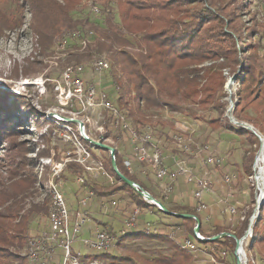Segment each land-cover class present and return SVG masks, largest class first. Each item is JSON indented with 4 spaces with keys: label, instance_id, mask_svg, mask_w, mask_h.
Listing matches in <instances>:
<instances>
[{
    "label": "rangeland",
    "instance_id": "obj_1",
    "mask_svg": "<svg viewBox=\"0 0 264 264\" xmlns=\"http://www.w3.org/2000/svg\"><path fill=\"white\" fill-rule=\"evenodd\" d=\"M123 1L128 3L132 0H80L76 9L71 12L74 19L82 23V25L77 27V29L80 28V31L75 32L81 34L85 32L83 29H93L95 31V27H92L91 24H95L99 29L103 30L106 27L105 20L108 16H113L114 22L119 26V12L123 8L121 5ZM161 1L163 2L164 0ZM178 2H181L180 5L183 8L180 14L181 17L188 16L197 7L205 8L208 6L207 0H178ZM174 4H177L176 0ZM92 6L98 7L99 11L95 12ZM249 7L252 11L259 10L258 18H263L264 21V0H251ZM243 20L246 21L247 26H250L249 15L244 16ZM9 22L12 24L6 26ZM95 34L98 38V34L100 33L96 30ZM125 36L132 42L133 47L128 48L130 50H138L135 36L130 34ZM38 38L39 36L33 31V13L30 11V6L27 5L26 1L0 0V90L4 94L8 92V99H5L0 107V115L5 112L4 110L16 109V107L8 105L13 100L12 94L21 95L25 106L16 110V114H13V121L17 122V126L13 129L14 131L12 130L10 135H6L0 140V176H6V168L10 164V158L14 154H29L27 155L28 162L35 161L45 188L53 176L51 164L47 163V158H51L55 162H64L65 160L76 161L77 158L83 160L82 154H91L88 160H83L85 165L80 162L84 171L79 176L85 181L97 183L103 187L117 185L119 181L115 177L110 176L104 168L105 163L110 158L109 151L103 150V148L101 149L93 144H83L77 139V136H81L79 121H82L87 137L112 144L118 150L124 149L126 145L124 139L126 137L129 138L130 132L122 130L118 126L116 128L110 126L111 129H107L106 133V128L103 126L105 115L110 112L112 107H115L106 100V95L114 89L112 84L113 74L121 76L119 67L110 57L109 51H98V49L91 48L88 51L91 55H84L83 53L87 51L88 47H83V37L80 35L79 37L76 35L75 37H69L65 42L54 43L47 48L46 46L42 48L37 41ZM93 40L92 38L91 41ZM94 43L92 42L91 47ZM257 52L261 56L264 53L261 48ZM240 54L242 56V53H239V57ZM72 55L80 56V58L78 57L79 60L77 57L71 59ZM100 57L109 59L112 64V70L111 72L107 70L101 75H95L91 72L90 66L94 60ZM68 58L71 61H68ZM261 62L264 64L263 57L261 58ZM211 63V61H205L200 66H210ZM78 64L84 65L85 71L81 77L84 80L86 89L91 86L90 84H93V94L90 90L87 96L84 91L82 95L72 94L74 93L76 77H66L65 69L68 66ZM68 86L71 89L70 98L67 97ZM219 98L220 103L224 107V113L220 122L223 126L212 128L207 121L199 117L206 114L205 118L207 119L214 114L218 115V113L212 111L210 113L209 109L191 102H179L176 98H165L162 108L148 109L142 104L141 120L136 122L135 120L128 119V121H131L130 123L140 132H146L148 129L147 131L154 138L160 139L163 148L165 150L168 149L170 152H173L176 148L179 149L178 145L174 142V136L179 131L192 138L189 151H184V154L188 156L186 157L187 164L193 168L196 175L207 172V175L212 178L214 183L210 193H215L218 197L222 214L220 220L230 232H233L239 229L240 223L246 214H249L251 206L255 209L257 204L256 199L259 191L256 187L255 174L249 175L246 172L248 169H245V167L249 166L250 163L247 159H244L246 154L255 150V145L252 142L251 136L249 138L248 135L236 133L234 130L225 127V125L227 126L231 122L229 117L226 116V106L228 104L226 82L220 91ZM69 105H72V108ZM209 108L211 109L212 106H209ZM28 112L29 115L27 116ZM249 112L254 115L252 111ZM123 114L126 115V112H123ZM40 115L55 120L54 124H45L41 128H38L34 120L38 118L42 122L43 116L41 117ZM234 116L240 119L235 112ZM240 120L252 124L243 118ZM162 122H164V125H161ZM232 124L237 127L239 126V124ZM47 129L52 131L47 132L46 137L41 136V132L47 131ZM167 133L169 135L168 140H165L162 135ZM104 134L108 136L103 138ZM207 138L210 139L211 144ZM43 148H48L47 150L50 152V155H39V152ZM46 149L45 151H47ZM28 150H33V152H28ZM259 151L260 147L256 151V155ZM68 154L71 155L67 156ZM207 155L221 158L222 163L220 165L217 163L208 165L205 161ZM47 164L49 166L44 167ZM256 164L260 166L259 159H257V162L254 161V172L257 167ZM65 169L66 162L63 171ZM76 170L78 171V169ZM65 174L69 178V181L61 180L62 188L69 202L70 199L73 201V203L70 202V208L75 210L80 206V200L88 197L89 189L83 183L78 182L79 179L74 169L71 171L66 170ZM226 174H232L235 177L226 181ZM46 175L48 176L46 177ZM152 176L153 178L149 181L153 183V187L149 188V192L156 194L158 199L167 208L168 206H172L173 203L169 198L173 192V190L170 191L173 185L168 186L167 182L163 183L155 175ZM135 177L137 178V176ZM253 185L255 186V201H253L251 195ZM76 190H79L78 193L80 195L75 198L73 193ZM46 191L49 193L48 190ZM46 191L42 190L37 200H43L47 196ZM90 202V207L88 208L92 216L91 225L96 226L98 224L96 220H101L102 223L98 224L100 225V229L110 232H119L121 230L130 212V206L135 205L126 190L115 191L106 197L95 196ZM96 202L102 205L95 207ZM253 214H250V219L254 227L256 221L260 218V211L256 219L253 217ZM46 219L45 215H35L28 226V236L38 235L45 230ZM94 221L95 224H93ZM202 222L205 231L211 233L214 230L216 223L213 220H208L203 216ZM261 225L262 234H264V222ZM145 229L147 231L146 234L154 232L161 235L170 234L175 230L173 236L179 241H183L186 237L192 235L186 234L181 218L165 213L156 204L141 212L138 227L134 231L138 232L141 230L145 232ZM88 235L83 234L82 237H87ZM253 242L254 234L244 241L243 251L246 252L247 257L245 259L242 255L243 264L245 260L246 262L252 260L254 264H263L258 250L262 244L264 245V239L262 244L258 242L256 247L250 250ZM205 246H209V249L206 250ZM75 247H80L79 242L75 244ZM198 247L197 251L190 253L189 264H210L208 257L210 247L215 248V250L219 248L218 245H212L210 242L205 243L200 241ZM108 252L117 257L115 259L97 257L104 264H133V262L144 263L146 260H153L161 254L171 255L175 252V249L162 239L137 236L136 238H128L126 241H121L116 248ZM20 254L22 255V250ZM229 260L231 264H236L235 253L230 254ZM6 261H3V263ZM11 264H27V259L22 255L12 261Z\"/></svg>",
    "mask_w": 264,
    "mask_h": 264
},
{
    "label": "trees",
    "instance_id": "obj_2",
    "mask_svg": "<svg viewBox=\"0 0 264 264\" xmlns=\"http://www.w3.org/2000/svg\"><path fill=\"white\" fill-rule=\"evenodd\" d=\"M25 1L33 13V31L39 36L37 41L42 48L45 46L47 48L54 43H62L69 37H75V31H80V28L77 29V27L82 23L74 19L71 14L80 0ZM176 1L177 4H174L175 0H164L163 2L161 0H132L128 3L123 1L121 2L123 8L119 12V26L114 22L113 16H108L105 20L106 27L103 30L99 29L97 25L91 24L92 27H95V31L100 33L98 38L93 29H83V31H92L94 39L87 43L85 46V48L88 47L87 51L83 54L90 56L91 53L88 51L91 48L98 49V51H109L110 57L119 67L121 76L113 74L114 92L113 90L111 93L109 92L106 95V100L112 103L115 106L113 108H116L121 114L126 112V115H123L127 120L139 122L142 104L148 109L162 108L165 98H176L179 102H191L209 109L210 113H218V115L214 114L207 119L205 118L206 114L199 117L207 121L212 128L223 126L220 122L224 107L219 98L220 91L227 79L223 69L228 67L231 73L235 74L240 67L239 53H242L244 75L243 78H238L240 82L239 101L235 113L240 119L243 118L251 122L264 134V85H261L264 78V64H262L261 58H264V53L261 56L257 52L260 48L264 52V21L263 18H258L259 10H250L251 0H207V7L195 8L186 16L185 20L186 17L180 16L183 9L180 5L181 2ZM246 15H249L250 26H247L246 21L243 20ZM10 24L12 23L9 22L6 26ZM127 34L135 36L138 50L128 48L133 46L131 40L125 36ZM92 42L95 43L91 47ZM73 57L80 58V56L72 55L71 59ZM68 59L71 61L70 58ZM205 61L212 63L210 66H200ZM7 93L4 94L0 90V107L3 101L8 99ZM12 95L13 100L8 105H12L16 109L4 110L5 112L0 115V140L6 135H10L17 126V122L13 121L15 111L25 107L21 95ZM209 106L212 108L210 109ZM69 107L72 108V105ZM249 111H252L254 115ZM40 116H43L42 122L38 118L34 120L38 128L45 124H54L55 120L46 118L44 115ZM114 122L115 116L111 109L105 115L103 123L106 133L107 129H111L110 126L116 128ZM131 125L135 127L132 123ZM161 125H164V122ZM225 127L236 133L248 135L249 138L251 136L255 150L246 154L244 159H247L250 165H246L245 169H248L246 172L249 175L255 174L253 164L257 156L256 151L260 147L258 137L240 124L237 127L229 122ZM50 131L52 130L47 129V131L41 132V136L46 137L45 135ZM107 136L104 134L103 138ZM162 136L168 140V133ZM77 139L83 144L92 145L84 137L77 136ZM45 149H40L39 155H50L48 148L47 151ZM162 149L164 153L168 150H165L163 146ZM28 152H33V150H28ZM172 154H175L177 159L188 157L180 148H176ZM27 155L29 154H14L6 168V176H0V263L7 260L3 264H11L12 261L22 256L20 251L26 246L29 238L28 226L30 222L35 215L42 214L47 217L50 208L51 196L47 193V188H44L42 176L35 161L28 162ZM115 159L122 173L149 191L147 186L138 182L135 175L125 167L117 148ZM105 166L106 172L115 177L119 183L113 187H103L100 184L84 180L83 184L96 196L106 197L115 191L126 190L131 201L140 208L141 212L155 205L144 199L132 186L120 180L113 169L111 157ZM72 169L77 173V178L84 171L79 161L68 160L66 169L60 174L61 180L69 181L65 171ZM256 180L262 186L257 178ZM42 190L46 191L47 196L43 200H37ZM78 191L73 193L75 198L80 195ZM251 195L255 201L254 185L251 188ZM70 202L73 203L71 199ZM79 208L81 207L79 206ZM168 209L177 213H189L199 218L201 224L199 232L205 237L230 232L221 227H215L211 233L206 234L201 211L197 210L196 205H174L168 206ZM253 209L254 207L251 206L249 214H246L239 229L231 232L237 238H241L248 229ZM85 211L89 212V208ZM178 218H181L186 234L193 235L197 224L196 219L193 216ZM262 222H264V203L260 210V218L253 227L254 242L250 246V250L255 248L258 242L263 243ZM137 236L162 239L175 249V252L171 255L161 254L144 263L133 262V264H189L190 252L183 249L178 240L170 238L167 234L161 235L154 232L146 234L139 230L137 233L120 236L119 239L123 242ZM200 242L218 245L216 253L221 250H226L229 254L235 253L236 239L231 236H224L214 241L201 240ZM258 252L260 260L264 264L263 244ZM97 257L115 259L117 256L105 252L98 254ZM247 264L254 263L252 260H248Z\"/></svg>",
    "mask_w": 264,
    "mask_h": 264
},
{
    "label": "built area",
    "instance_id": "obj_3",
    "mask_svg": "<svg viewBox=\"0 0 264 264\" xmlns=\"http://www.w3.org/2000/svg\"><path fill=\"white\" fill-rule=\"evenodd\" d=\"M92 8L95 12L99 11L98 7L96 6H92ZM74 35L78 37L80 35L83 37L82 45L85 47L87 43L91 41L93 32L85 31L81 34L79 32H75ZM239 58L240 67L235 74H232L228 67L223 69V73L227 78L226 88L228 93L226 116L229 117L231 123L234 124H240L242 121L234 116V112L239 101L238 89L240 87V82L238 78H243L244 75L242 72L244 61L241 54ZM90 67L93 74L101 75L103 72L112 69V64L109 59L100 57L94 60ZM84 71L85 68L82 64L66 67V77H76L75 88L73 90L74 93L72 94L82 95L84 91L85 95L87 96L89 90L93 94V84H90L91 86H89L87 89L84 86V80L81 77ZM261 85H264V78L261 82ZM67 90V97L70 98L71 89L69 86L67 87ZM111 109L113 110L115 116V126L120 127L122 130L129 131V138L135 144V149L131 156L123 161L129 172L132 174L136 172L135 162H144L147 164L150 172H152L163 183L167 182V184H169L168 186H171L173 181L176 180L178 176H181L185 178V181L188 184H192L194 186L193 197L196 201L195 205L197 210L203 211L207 209V203L204 200V196L206 193L212 190L214 183L212 178L207 175V172L196 175L193 171V168L187 164L186 158L178 159L176 162V169L171 170L164 162V151L162 149L160 139L154 138L149 131L140 132L135 127H133L131 123L125 118V116L121 114L116 108L112 107ZM191 141V137L184 135L180 131L174 136V142L181 150L185 152L189 151ZM89 156L91 157V154H82L83 160H88ZM257 159H261L262 162L261 167L256 164L257 167L255 168V172L259 167L260 169H258V172L261 170L264 177L263 150H260L257 153L255 162H257ZM76 160L84 164L82 159L77 158ZM67 161L68 160H65L64 162H55L53 159L47 158V163L51 164V172L53 173L51 180L48 181V185L46 186L47 190L49 191V195L51 196L50 208L47 215V227L40 234L30 236L28 238L26 246L24 247V250H22V255L26 257L27 264H104L102 260L97 258L98 254H102L116 248L121 242L119 239L120 236L137 232L134 230L138 227L141 210L139 207L133 205L130 206V212L126 218V222L119 232H110L99 228L96 229L91 236L82 237V234L86 230L92 228V216L88 211H85V209L90 207L89 202L96 195L91 190H89L88 197H84L79 202L82 209L78 207L75 210H72L70 208V202L63 191L60 178V174L63 171L65 162ZM205 161L208 165L212 163H217L220 165L222 163L221 158H217L216 156L212 155H207ZM233 177H235V175L226 174L225 180L229 181ZM78 179V182H84L83 178L80 177ZM136 186L138 188L141 187V185L137 182ZM256 187L259 193L256 199L257 204L253 212V217L255 219L259 214L262 204L264 203V180L262 181V186L257 181ZM145 232H147L146 229ZM174 233L175 230L167 235L172 239H176L173 236ZM252 234L253 233L251 232L250 234L248 233L242 236V248L244 247V241L246 238H249L250 236L252 237ZM203 238H205L203 234H201L199 231H195V233L190 237H186L183 241H178L183 249L193 253L199 249V241L203 240ZM77 242L80 244L79 248L75 247ZM208 247L209 246L206 247V250L209 249ZM243 252L244 254L242 255L246 259V252ZM208 255L210 264H231L229 260L230 254L226 250H221L219 253H216L215 248L210 247ZM247 263L248 261L246 262L245 260L244 264Z\"/></svg>",
    "mask_w": 264,
    "mask_h": 264
},
{
    "label": "crops",
    "instance_id": "obj_4",
    "mask_svg": "<svg viewBox=\"0 0 264 264\" xmlns=\"http://www.w3.org/2000/svg\"><path fill=\"white\" fill-rule=\"evenodd\" d=\"M209 136H210V134H209ZM207 140L211 144L210 139L207 138ZM124 141L126 142L124 149L123 150L117 149L119 154L122 157V161H124L126 158L130 157L131 154L133 153L134 149H135V144L130 138L126 137L124 139ZM177 160L178 159L176 158V155L172 154V152L167 150V152L164 153V162L166 165L169 166V168L171 170L176 169ZM135 169H136V172L134 174H135V176H137L138 182L147 186L148 189L153 187V183H151L149 180H151L153 178L152 175H154V174L152 172H150L147 164H145L144 162H142V163L135 162ZM172 185L173 186L171 188V191L173 190V192L171 193V196L169 198V200L173 203L172 206H174V205L195 206L196 201L193 197L194 186L192 184H188L185 181V178L178 176L177 179L173 181ZM154 196L156 198H158V196H156V194H154ZM204 200L207 203L208 208L205 211H202L201 216L202 217L205 216L208 220H213L216 223L215 227H221L226 231H230V230H228V228L225 227L223 222L220 220L222 217V214H221V210L219 207L217 195L215 193L211 194L209 191L208 193L205 194ZM99 205H102V204H99V202L98 203L96 202L95 207L99 206ZM89 212H90V210H89ZM97 221L98 220H96V223H98V224L102 223L101 220H99L98 222ZM93 224H95V221ZM97 225L96 226L92 225L91 226L92 228L86 230L83 234H89L88 236H91L96 229L100 228V225H98V226ZM206 234H209V232L206 231Z\"/></svg>",
    "mask_w": 264,
    "mask_h": 264
},
{
    "label": "water",
    "instance_id": "obj_5",
    "mask_svg": "<svg viewBox=\"0 0 264 264\" xmlns=\"http://www.w3.org/2000/svg\"><path fill=\"white\" fill-rule=\"evenodd\" d=\"M77 121H79V120H77ZM79 123H80V133H81L82 137L87 139L93 145L98 146L100 148H103V149H105V150L110 152V157H111V162H112L113 169L116 172V174L118 175V177L120 178V180H122L125 183H127L128 185L132 186L142 197H144L149 202L158 205V207L161 210H163L165 213H167V214H172V215H175V216H178V217H192L193 216L196 219V223H197L196 227H195V231H199L200 225H201L199 218H197L196 216H194L192 214H189V213L172 212L166 207V205L163 202H161L158 198H156L148 190L144 189L143 187L138 188L136 186V182H134L132 179L127 177L124 173H122L119 170V168L117 166L116 159H115L116 148L113 145H110V144H107V143H103V142H100V141H96L94 139H91V138L87 137L85 135L84 123L82 121H79ZM240 125H242L243 127L247 128L248 130H251L259 138V140H260V150L264 151V135L257 128H255V126L253 124H250V123L245 122V121H241ZM256 178H257V176H256ZM252 228H253L252 220L250 219L249 227H248V230L246 231L245 234H248V233L252 232ZM224 236H231V237L236 239V249H235L236 264H243V260H242V252H243L242 237L241 238H237L234 233L222 232V233L214 235L212 237H205V238H203V240L204 241H214V240L220 239V238H222Z\"/></svg>",
    "mask_w": 264,
    "mask_h": 264
},
{
    "label": "bare ground",
    "instance_id": "obj_6",
    "mask_svg": "<svg viewBox=\"0 0 264 264\" xmlns=\"http://www.w3.org/2000/svg\"><path fill=\"white\" fill-rule=\"evenodd\" d=\"M261 162H262V160L261 159H259V167H261ZM258 169H260V168H258ZM257 179L260 181V183L262 184V181L264 180V177H263V173H262V171H257Z\"/></svg>",
    "mask_w": 264,
    "mask_h": 264
}]
</instances>
